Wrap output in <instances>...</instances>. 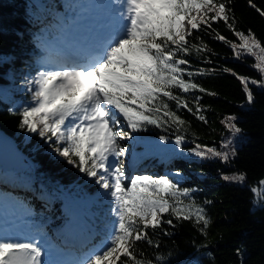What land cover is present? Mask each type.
Returning <instances> with one entry per match:
<instances>
[{"label":"snow or ice","instance_id":"obj_1","mask_svg":"<svg viewBox=\"0 0 264 264\" xmlns=\"http://www.w3.org/2000/svg\"><path fill=\"white\" fill-rule=\"evenodd\" d=\"M231 3L232 0H119L118 20L107 25L103 35L89 41L76 57L52 61L50 67L28 81L31 102L19 112L20 128L49 142L55 154L94 178L111 201L113 219L103 239L76 264H165L167 257L157 254L155 260L147 259L138 245L146 242L158 248L159 242L152 234L160 231L172 235L164 225L176 227L174 219L191 221L201 234L208 235L212 219L206 207L194 199L197 189L181 187L167 175L129 177L121 158L128 153V147L122 142L134 139V133L148 126L166 131L175 128L179 132L188 121L177 111H194L187 94L199 91L217 95L194 80L217 70L190 71V61L185 58L193 52L211 53L203 38L196 35L198 32L211 29L215 39L227 44L237 59L254 58L252 67L260 80L240 76L230 68L221 69L237 77L246 102L254 103L249 85L264 88V42L251 29L247 33L236 30L233 9L228 7ZM249 5L264 17V10L253 0ZM218 21L225 23L239 44L212 28V23ZM199 100L194 98L195 113H202ZM198 119L207 123L203 114ZM237 119L231 115L222 122L230 133V138L221 143L223 150L196 144L187 151L230 163L237 155L233 139L243 131ZM159 139L168 142L166 136ZM184 140V135H177L175 145L181 146ZM221 179L243 184L247 175L222 173ZM258 184L251 189L259 198L253 201L254 206L264 200V179ZM237 255L244 264L241 250L237 249ZM43 256L44 249L38 241L0 230V264H44Z\"/></svg>","mask_w":264,"mask_h":264},{"label":"trees","instance_id":"obj_2","mask_svg":"<svg viewBox=\"0 0 264 264\" xmlns=\"http://www.w3.org/2000/svg\"><path fill=\"white\" fill-rule=\"evenodd\" d=\"M253 3L264 10V0H253ZM228 7L233 9L237 31L247 33L251 29L264 42V17L250 7L249 0H232ZM37 20L45 21V18L32 0H0V128L14 138L30 161L24 172L27 177L24 187L16 182L12 171L1 169L0 185L4 190L6 186L15 188V191L8 192L26 201L34 215L55 229L62 228L72 216L66 207L67 197L91 198L93 207L85 218L88 232L93 235L95 229L106 228L103 222L109 225L113 219L112 216H104L109 205L102 197L99 185L94 178L55 154L50 143L20 128L19 112L31 102V93L13 89L11 97L5 95L6 88L21 80L17 73L11 79L10 68L14 64L19 69L32 63L29 53L33 49L38 50L33 47V37L45 34L43 26L36 24ZM212 28L229 40L240 43L223 21L212 23ZM48 31L52 34L54 27L49 26ZM196 35L202 37L212 51L193 52L186 56L191 65L189 70L216 69V72L209 71L204 76L194 77V80L217 95L199 91L187 94L189 106L194 111L179 109L177 114L188 124L179 132L175 128L166 131L148 126L146 130L134 133L137 142L134 156L151 169L156 166L185 174L186 179L180 186L197 189L193 197L206 207L212 224L208 235L204 236L193 222L174 219L176 227L164 225L172 235L160 231L152 234V238L159 242L158 248L146 242L139 243L138 247L147 259L155 260L157 254L164 255L167 257L165 264H240L237 249L244 255V264H264V200L254 206L253 201L259 198L251 190L264 179V88L249 85L255 95L254 103L249 105L237 77L221 69L230 68L240 76L257 80L261 76L252 67L255 63L253 57L237 59L227 44L215 39L211 29ZM193 43L198 44L199 40H193ZM195 97H200L202 113H195ZM172 107L175 110L174 104ZM200 114L205 116L207 123L198 119ZM231 115L238 118L236 123L243 131L236 141L237 155L230 163L219 158L197 157L187 151L196 144L218 147L225 132L222 122ZM177 135L185 136L179 147L175 145ZM160 136L168 137V142L161 141ZM234 172L246 173V182L238 184L221 179L222 173L230 175ZM205 201L211 203L205 204Z\"/></svg>","mask_w":264,"mask_h":264},{"label":"rangeland","instance_id":"obj_3","mask_svg":"<svg viewBox=\"0 0 264 264\" xmlns=\"http://www.w3.org/2000/svg\"><path fill=\"white\" fill-rule=\"evenodd\" d=\"M52 2V4H49L52 8H57L56 11H53L54 13L56 12L55 17L62 22L61 27L59 28V30L61 29L62 33L57 37L56 42H58V40H60L61 38L65 37L68 33V31L70 29H84L85 32H88L90 29L92 30V28H90V26H93V19L92 17H90V14H93L95 11L98 10H94L96 8H99V5H104L103 7L108 11L111 9L112 4H110L108 2V0H49ZM108 2V3H107ZM107 3V4H106ZM76 8V12L73 14L72 11L73 9ZM104 10L99 11L102 14ZM73 16H71L72 14ZM71 14V15H70ZM49 20H53L54 18H47ZM78 25V26H76ZM37 38V37H35ZM49 39L44 38L42 39L41 42V38L38 40L37 44H39L41 47L42 46H49L46 44V41H48ZM48 43V42H47ZM45 49V48H44ZM40 59V58H38ZM44 60V58H43ZM16 71H18V77L21 78L20 81H18L17 83H15L13 86L10 85L9 88H6V92L5 95L7 97H11V92L13 91V89H17L20 92H27V93H31L29 91V85H28V81L32 80L34 77L37 76V74L35 75H30L31 72V67L29 66H24L18 69L17 66L13 65L10 68V76L11 79L13 80L14 74L16 73ZM31 95V94H30ZM224 124V123H223ZM224 134L222 136V140H226L228 138H230V133L228 132V130L226 129L225 125H224ZM239 135H237L234 139H233V145L234 147H236V141ZM123 142H129V147H128V153L121 157L124 160V164L126 162V173L129 177L133 176V175H138L136 172L137 170H134V165H136V163L134 161H132L130 159L131 156V151H132V147L136 145V140H135V136L134 139L130 140V141H123ZM49 143V142H47ZM221 143L218 147H216L217 149H221ZM51 145V144H50ZM50 148L52 149V147L50 146ZM223 150V149H221ZM133 164L130 168V165ZM161 168L157 167L155 168V175L158 176H164L167 175L169 176L170 179H173L174 181L179 182V184H181L185 179V174H181V175H175V171L173 170H169L166 172H163L162 170H160ZM167 172L171 173V176L166 174ZM25 176L24 175H20V174H15V179L16 182L18 184L21 185V187H24L26 184H23L22 181L24 180ZM25 188H23L22 190H24ZM19 190V189H18ZM21 190V189H20ZM102 190V189H101ZM102 195L104 196V200H106L107 202L110 201V198L106 195H104L103 190H102ZM5 201V203H3L4 205H0V220L1 219H10V218H15L16 216H19L21 220H23V223L21 224L22 226H25V219H27L28 216V210L21 208V207H17L16 205L10 207L7 204V199L3 200ZM2 201V202H3ZM7 204V205H6ZM69 204V205H68ZM91 201L88 199H84V198H77L75 199H71V198H67V207L70 209V211L74 214L72 220L70 221V224L68 225L67 229H68V234H73L75 235V237L77 239L80 238V231H77V229H75V224L79 225L81 227L82 225V221H83V217H82V211L83 209H87L90 208L91 206ZM110 212H108L109 214ZM10 214V215H8ZM74 221V225H72V222ZM32 228L37 229V233L40 232L42 233L43 230L37 226V223L35 224L33 222V224L31 225ZM33 231V230H31ZM57 233L54 234L53 231H50V233L47 235V237H49L52 240H55L57 238L56 236ZM63 235L64 234H60L59 235V240L56 239L55 240V254L58 255V257H61L62 259H64L65 261H69L70 259H72L73 257H75V254H69L67 255V252L65 251V249L68 246H75L72 245L70 242H67L65 239H63ZM75 237L73 236V238L75 239ZM73 250H75V248H73Z\"/></svg>","mask_w":264,"mask_h":264},{"label":"water","instance_id":"obj_4","mask_svg":"<svg viewBox=\"0 0 264 264\" xmlns=\"http://www.w3.org/2000/svg\"><path fill=\"white\" fill-rule=\"evenodd\" d=\"M29 164L27 154L17 146L12 136L0 128V169L23 174Z\"/></svg>","mask_w":264,"mask_h":264},{"label":"bare ground","instance_id":"obj_5","mask_svg":"<svg viewBox=\"0 0 264 264\" xmlns=\"http://www.w3.org/2000/svg\"><path fill=\"white\" fill-rule=\"evenodd\" d=\"M49 4H52L51 1H47L45 3H39L38 8L41 11L42 14L46 15L47 17H50L54 8H52ZM117 3H114L113 7H116ZM93 15V22H99V26L103 24L104 21L99 20V15L94 12L93 14H90L89 16L92 17ZM21 79V78H20Z\"/></svg>","mask_w":264,"mask_h":264}]
</instances>
